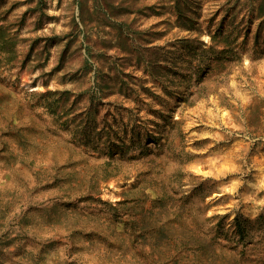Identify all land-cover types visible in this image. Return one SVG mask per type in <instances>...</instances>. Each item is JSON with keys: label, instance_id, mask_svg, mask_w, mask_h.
<instances>
[{"label": "rangeland", "instance_id": "1", "mask_svg": "<svg viewBox=\"0 0 264 264\" xmlns=\"http://www.w3.org/2000/svg\"><path fill=\"white\" fill-rule=\"evenodd\" d=\"M3 19L0 264H264V0Z\"/></svg>", "mask_w": 264, "mask_h": 264}, {"label": "trees", "instance_id": "2", "mask_svg": "<svg viewBox=\"0 0 264 264\" xmlns=\"http://www.w3.org/2000/svg\"><path fill=\"white\" fill-rule=\"evenodd\" d=\"M7 21V20H6ZM0 34L3 36V38H5L4 40L6 41H11L14 39V36L11 35V31H10V27L7 25L6 22H4V19H3V23L0 24ZM15 50H12V53L13 56H15Z\"/></svg>", "mask_w": 264, "mask_h": 264}]
</instances>
